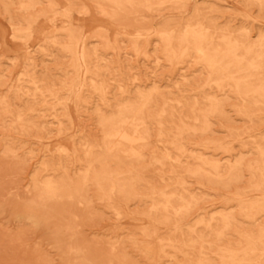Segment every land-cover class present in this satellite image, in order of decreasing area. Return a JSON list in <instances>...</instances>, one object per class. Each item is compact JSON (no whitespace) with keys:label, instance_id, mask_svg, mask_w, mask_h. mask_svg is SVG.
<instances>
[{"label":"rangeland","instance_id":"rangeland-1","mask_svg":"<svg viewBox=\"0 0 264 264\" xmlns=\"http://www.w3.org/2000/svg\"><path fill=\"white\" fill-rule=\"evenodd\" d=\"M0 264H264V0H0Z\"/></svg>","mask_w":264,"mask_h":264},{"label":"bare ground","instance_id":"bare-ground-1","mask_svg":"<svg viewBox=\"0 0 264 264\" xmlns=\"http://www.w3.org/2000/svg\"><path fill=\"white\" fill-rule=\"evenodd\" d=\"M207 40V39H206ZM203 56V55H202Z\"/></svg>","mask_w":264,"mask_h":264}]
</instances>
